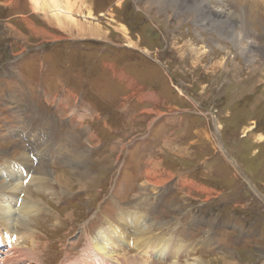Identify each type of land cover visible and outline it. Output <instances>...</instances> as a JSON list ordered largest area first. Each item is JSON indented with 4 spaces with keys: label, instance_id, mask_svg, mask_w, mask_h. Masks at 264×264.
Returning a JSON list of instances; mask_svg holds the SVG:
<instances>
[{
    "label": "rangeland",
    "instance_id": "obj_1",
    "mask_svg": "<svg viewBox=\"0 0 264 264\" xmlns=\"http://www.w3.org/2000/svg\"><path fill=\"white\" fill-rule=\"evenodd\" d=\"M179 4L0 0V165L46 179L15 180L38 211L0 264H107L91 240L125 214L153 250L115 262L264 264V0Z\"/></svg>",
    "mask_w": 264,
    "mask_h": 264
},
{
    "label": "bare ground",
    "instance_id": "obj_2",
    "mask_svg": "<svg viewBox=\"0 0 264 264\" xmlns=\"http://www.w3.org/2000/svg\"><path fill=\"white\" fill-rule=\"evenodd\" d=\"M168 2L172 3L173 5L180 2V4L186 5L188 7V6L192 5L193 0H147L148 4L151 3L153 5L155 3H158L159 6H161V8L165 7ZM180 4H179V6H180ZM223 8L220 9V8L214 7L212 12L218 13L219 15H222V16H211L210 20L212 22L220 23L221 25H227V22H224V21L229 19V17H231V16H229V14H228L230 12L227 11L226 8H224V9ZM56 13L60 14L62 16V14L60 12H56ZM67 13H69V12H67ZM60 15H56V17H61ZM67 16L69 18H72L68 14H67ZM59 19L58 20L60 21V24H64L63 23L64 21L61 20V19H63V17L59 18ZM72 20H74V18H72ZM220 24H218V25H220ZM65 25H68V24H65ZM228 30H230V32H232V30L230 28H228ZM23 162H26V161L23 160ZM21 172H22V167L20 165L11 164V163H7L5 166L0 165V177L2 179L14 178L13 179L14 184L11 183V185H13V186H10V183L9 184H0V244L3 243V241H7V239L5 238V236H7V233H9V234L12 233V235H13V233L16 231L15 228H17L18 226L22 227L24 225V222L26 221L29 214L37 213V211H38V209H37L38 202L35 201L34 199H30V198L24 199L22 197V198H20L21 202H18V201H20L19 196H16L15 194L13 195V193H16L18 195L22 194L23 186H20V184L17 185L15 180H17L19 183H22L23 181H28V184H31L37 190L45 189V186H46V179L43 178L42 175L29 177L25 173L26 175L24 178L21 175ZM20 176L23 177L22 180H18ZM54 181H55V179H54ZM17 202L19 203V206H18ZM128 215L129 214H125V216L120 220V223H118L117 225L115 224V226H110L109 230L106 231V230L100 229L101 231H99L97 234L98 238L95 240L94 239L91 240L90 246L92 247L93 252L90 253V255L88 256L89 262L93 263L96 260V258L99 257L101 259L103 258L107 262V264H152L147 260H141L139 258L137 259L136 257H124V255L120 256L121 259H118V260L115 259L116 262L113 261L115 258L114 257V255H115L114 248L116 247L115 245H113V240L114 239H122V241H123L125 239V237H128L129 234H132L133 236H135L136 241L140 240L138 243H141L143 248L145 249L143 254H146L147 252H150L153 250L151 248V246L153 244H150V247H149L148 246L149 243L148 242L145 243V241L151 239V237L148 235L149 233L146 230V228L144 227L143 223H141V221H142V220H140L141 217L140 216L136 217L135 215L133 217H130ZM11 236H10V238H11ZM141 237H144V238H141ZM17 240L18 239L13 241V243H15V244L11 243V245H9V246L12 247V245H17L16 244ZM160 241L161 240H159L156 243V247H154V249H155L154 251H156V250L158 251V252H156V254L162 253V252L166 251V248H168V245L163 246L162 244H160L163 246V248L160 249L161 251L159 252V242ZM14 247L15 246H13L12 249H10L11 250L10 252L14 253L20 249L19 250L20 251L19 256H21V257H28L29 258V256H31V254L34 257H36L38 255V253L36 252L38 245H36V244H34L33 247H31L29 249H26V246L23 247L22 245L19 249L18 248L14 249ZM5 248H2V249L4 250ZM2 249H0V250H2ZM96 264H104V263L99 261ZM196 264H199V263H196Z\"/></svg>",
    "mask_w": 264,
    "mask_h": 264
}]
</instances>
